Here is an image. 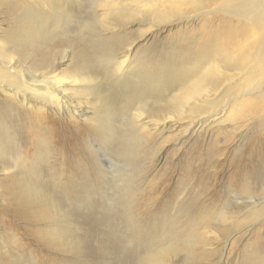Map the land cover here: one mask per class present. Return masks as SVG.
I'll list each match as a JSON object with an SVG mask.
<instances>
[{
    "label": "bare ground",
    "instance_id": "obj_1",
    "mask_svg": "<svg viewBox=\"0 0 264 264\" xmlns=\"http://www.w3.org/2000/svg\"><path fill=\"white\" fill-rule=\"evenodd\" d=\"M0 6L20 24L12 26L21 36L15 43L29 49L19 54L10 49L15 44L0 46V174L8 175L0 184V203L8 200L13 211L24 207L17 219L45 225L29 230L30 241L11 226L0 228V264H171L176 258L196 264L217 241L204 230L213 222L227 224V233L237 230L239 219L232 215L243 208L250 209L244 218L258 221L246 227L253 234L246 246L253 250L236 264H264V0H0ZM136 19L152 27L192 28L179 30L152 56L144 49L133 52V45L115 49L120 42L113 33ZM96 23L102 32L73 50L67 71L58 74L31 57V47L72 31L92 32ZM178 92L183 94L176 99ZM89 97L98 106L93 117ZM167 98L174 103L168 113L142 116L158 102L150 99ZM117 105L121 116L114 119ZM21 116L35 127L30 160L37 165L27 169L20 153L10 151L16 133L8 122ZM72 118L90 121L106 154L125 163L102 169L103 176L115 171L106 176L109 183L99 181L104 184L98 187V174L70 165L77 149L63 138L68 127L80 132ZM227 128L240 130L247 151L232 163L224 198L215 197L218 204L211 208L197 206L195 185L204 180L199 173L207 162L199 159L192 161L199 169L184 172L170 199L154 209L146 193L151 180L135 160L141 143L168 132L188 140ZM55 139L63 144L60 151ZM137 165L141 170L133 169ZM41 170L48 178L38 176ZM34 244L64 259L39 254Z\"/></svg>",
    "mask_w": 264,
    "mask_h": 264
},
{
    "label": "rangeland",
    "instance_id": "obj_2",
    "mask_svg": "<svg viewBox=\"0 0 264 264\" xmlns=\"http://www.w3.org/2000/svg\"><path fill=\"white\" fill-rule=\"evenodd\" d=\"M5 10L4 6H0V46L6 45L7 43L8 45L15 44L10 49L18 50L19 54H24L29 49L26 45H21L20 42L15 43V40L21 38V36L16 34L14 28L12 27L13 25L20 26V24L16 23L15 20H12L13 18L7 15ZM183 28L187 29L192 27H166L161 24L152 27V24L149 23V21L136 19L128 23V25L122 30H116L112 36L118 35L115 38V41L120 42L116 45L115 49L119 46L122 49L123 47H126V45H133V52L144 49L147 50L146 55L152 56L156 49L162 47L166 43L168 38L175 35L179 30H183ZM98 32L102 31L101 27L97 23L95 24V28L92 32H69V35L62 37L54 43L40 44L38 47H31V57H35V59L45 62V65H51L55 69L54 72L61 74L67 71L72 64L71 53L74 52L73 50H77L80 45H84V43L87 44L88 41L95 36V33ZM6 37L10 38L7 39ZM117 52L118 50L116 53ZM29 58L30 56L27 57L25 61ZM187 62H189L188 58ZM184 66L185 64H182V67ZM182 94L183 92H178L175 95V98L177 99L182 97ZM215 96L216 100L218 97H222V93ZM212 97L213 95L208 97V99ZM149 101L158 102L155 107L151 105L142 110V116L146 118H151V112H160L163 116L168 113L171 107L170 105L174 104L171 103L169 98L161 99L160 101L150 99ZM87 105L91 108L92 113L98 110L97 104L91 99V97L88 98ZM117 107L118 105L115 106L114 110L111 112V117L114 119L116 118L115 114H119L118 116H121V114L115 110ZM90 116L93 117L94 113H90ZM161 117L158 120H161ZM72 120L75 121L74 125L76 128L80 129V132L75 133L74 131H71V128L68 127L69 122H65L68 130L63 138V141L77 149L76 161L72 160L70 165L74 164L77 168L82 170L81 172H91L92 176H96L98 174L94 182L99 183L98 187H100L101 184H104L99 181L109 183L110 180L106 176L114 177L115 171L112 169L106 170L107 175L103 176L101 173L102 169H106L109 164L114 165L116 167L115 169H117V167H120L125 163L110 158V154L108 152L106 154L99 144L100 140L87 126L90 121L83 124L77 119L72 118ZM5 121H9L7 117ZM10 125L14 128L16 133V135H14L13 142L10 145V151L20 153L25 166L24 168L27 169V167H29L32 163L36 164V160H30L32 157L30 134L35 130V127L23 116L8 122V127H10ZM227 129L225 132L212 129L206 134H200V136L194 135L188 140H179V138L168 132L171 135L168 133H165L163 136L154 135L152 138H149L141 143L139 148H137L135 160L142 161L145 172L144 176L151 180L148 185H146V193L151 195V198L155 201L153 204L154 206H152L154 209L160 208L161 202L165 203L170 199L169 196H172L171 191L173 187L177 184V181L184 172L187 170L197 171L199 169V165L195 166L192 164V161L198 162L199 159H206L207 162L204 163L202 170L199 173V175L204 176V180L201 184L197 183L195 185L199 193L197 206L199 207L202 204L203 208L205 206L207 208H211L214 204H218V202L214 199L215 197L217 200L219 198V200L224 198L225 182L228 176L233 172L232 163L236 159L241 158V155H244L247 151V149H245L247 145L246 140H243L239 136L240 130H234L232 128ZM77 135H80L78 139ZM52 143H55L58 147L56 150L60 151L62 149L63 144L61 142L58 143L56 139ZM87 146H91L95 152L93 154L89 153ZM197 146L202 148V150L195 151ZM237 148L239 150L238 152L236 150ZM94 157L96 158V161H94ZM93 165L96 166V170L93 169ZM130 168H132V166H130ZM0 169H2V167H0ZM133 169L135 171L141 170L138 165ZM6 176L8 175L0 174V184H3ZM38 176L44 179L48 178L47 173L43 170L38 173ZM81 180L86 183V176L82 177ZM3 191L4 189L1 188L0 194H2ZM165 207L166 205L162 206V209L164 211H168L169 208L165 209ZM199 210L200 208H194L196 213ZM249 211L250 209L243 208L240 212H236L232 215V219H239L238 222L240 226L237 230H232V232L230 231L227 233L226 230H230L228 229V225L218 222H213L211 224L212 226L207 227L204 231L208 233L210 238H216L217 241L212 246L207 247V251H209L211 255L197 261L196 264H236L243 252L250 253L253 250V247L246 245L250 244L253 234L252 231H246V227L251 222H257L258 218H244V215ZM24 212V207L20 210L13 211L8 200H1L0 228L2 229L4 227L11 226L13 233L24 238L26 241H30L27 237L29 230L34 227L43 228L45 225L39 224L34 226L29 224L24 219H17L15 217L16 214ZM260 219H262L260 222H264V218ZM258 226L259 224L255 225V227ZM33 247L39 254L52 255L59 259H64L61 255L52 254L36 244H34ZM171 264H181V261L176 258Z\"/></svg>",
    "mask_w": 264,
    "mask_h": 264
}]
</instances>
